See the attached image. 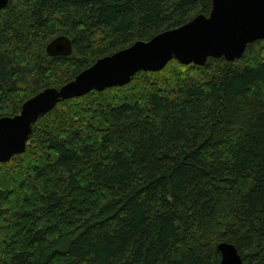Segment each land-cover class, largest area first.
<instances>
[{"label": "trees", "instance_id": "trees-1", "mask_svg": "<svg viewBox=\"0 0 264 264\" xmlns=\"http://www.w3.org/2000/svg\"><path fill=\"white\" fill-rule=\"evenodd\" d=\"M213 0H9L0 12V119L99 59ZM68 36L71 57L47 45ZM264 264V40L234 62L171 61L93 90L33 125L0 163V264Z\"/></svg>", "mask_w": 264, "mask_h": 264}, {"label": "water", "instance_id": "water-1", "mask_svg": "<svg viewBox=\"0 0 264 264\" xmlns=\"http://www.w3.org/2000/svg\"><path fill=\"white\" fill-rule=\"evenodd\" d=\"M9 0H0V12ZM264 40V0H213L209 17L199 15L191 22L163 32L148 42L138 41L112 56L99 59L76 79L60 89L49 88L29 99L15 117L0 119V163L24 154L39 118L61 100L80 98L93 90L123 87L140 72H160L174 59L183 65L205 66L209 59L234 62L247 47ZM51 58L71 57L73 41L65 35L46 47ZM221 264H245L237 248L229 243L218 246Z\"/></svg>", "mask_w": 264, "mask_h": 264}]
</instances>
